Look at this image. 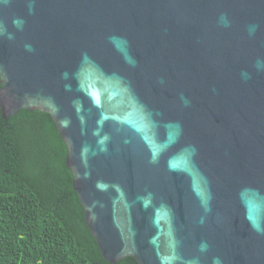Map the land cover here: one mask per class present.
<instances>
[{
  "label": "water",
  "instance_id": "95a60500",
  "mask_svg": "<svg viewBox=\"0 0 264 264\" xmlns=\"http://www.w3.org/2000/svg\"><path fill=\"white\" fill-rule=\"evenodd\" d=\"M0 77L110 263L264 264V0H0Z\"/></svg>",
  "mask_w": 264,
  "mask_h": 264
},
{
  "label": "trees",
  "instance_id": "16d2710c",
  "mask_svg": "<svg viewBox=\"0 0 264 264\" xmlns=\"http://www.w3.org/2000/svg\"><path fill=\"white\" fill-rule=\"evenodd\" d=\"M66 160L49 113L21 109L4 119L0 107V264H112L86 223ZM117 264L140 263L128 256Z\"/></svg>",
  "mask_w": 264,
  "mask_h": 264
}]
</instances>
